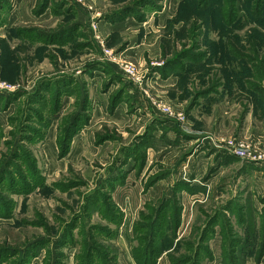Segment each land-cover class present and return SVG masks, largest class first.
I'll list each match as a JSON object with an SVG mask.
<instances>
[{
    "label": "rangeland",
    "instance_id": "1",
    "mask_svg": "<svg viewBox=\"0 0 264 264\" xmlns=\"http://www.w3.org/2000/svg\"><path fill=\"white\" fill-rule=\"evenodd\" d=\"M13 1L3 0L0 11V264H77L84 233L91 224H107L91 202L85 213L89 199L102 198L94 193L99 188L113 198L126 185L135 156L149 161L152 147L141 145L144 135L152 131L153 143L155 134L168 133V121L174 133L202 134L198 148L219 150L215 144L234 139L264 155V19L249 14L260 0H33L20 21L13 20ZM9 54L13 62L5 60ZM125 65L135 67L136 79ZM64 84L69 94L58 112H46L51 89ZM160 104L174 116L148 109ZM40 115L42 125L33 120ZM232 162L234 171L246 166L251 175L264 165L236 157ZM35 170L40 180L28 184L26 176ZM116 177L121 183L111 190L107 180ZM253 180L245 198L238 190L225 202L188 201L183 228L181 219L173 249L159 262L222 264V245H234L243 249L239 264H261L264 196ZM174 201L182 211L183 199ZM148 204L159 206L146 202L139 217L149 213ZM78 214L75 244L60 248L64 229ZM218 214L207 237L206 223ZM139 220L123 213L116 240L108 242L118 251L117 264H125L115 245L119 230L127 221L132 243Z\"/></svg>",
    "mask_w": 264,
    "mask_h": 264
},
{
    "label": "crops",
    "instance_id": "2",
    "mask_svg": "<svg viewBox=\"0 0 264 264\" xmlns=\"http://www.w3.org/2000/svg\"><path fill=\"white\" fill-rule=\"evenodd\" d=\"M32 1L14 0L12 2V6H14V9L16 8L13 14L14 21L25 18V13L30 8ZM148 109L154 111L152 108ZM164 125L169 131L163 137L155 134L153 146L148 153L149 161L141 174L137 175L134 164H131L126 185L113 195L116 205L127 219H139V208L148 201L159 205L163 198H172L173 201L183 199L182 224L180 226L183 228L186 214L188 215L190 211L187 207L188 201L190 203H201L203 200L210 199L214 202H225L232 200L234 197L237 198L238 190L244 192L242 197L245 198V191L249 190L251 178L255 181L252 187L257 190V193L264 196V165L255 168L254 175L248 172L249 169L246 166L244 168L239 166L240 169L234 171L236 167L235 163L232 162L234 157L232 158L228 156L229 154L226 155L214 148L208 149L209 146L206 144L197 147V142L202 134L200 136L193 135V137L184 136L179 131L174 133L175 131L172 128L174 123L172 121H168ZM191 145H195L192 148V155L183 161L186 148L188 149ZM240 165H243V163L240 162ZM116 171L119 172L120 170L117 169ZM165 172L170 174L167 177L163 176L155 184L146 187L148 190H143L149 178L152 180L157 175H164L160 173ZM177 185L182 187H177ZM139 187L140 190H138ZM138 203L141 205L137 206ZM132 207L136 208L134 210L136 212L131 211ZM126 222L119 230L120 235L115 245L123 254L125 264H135L131 253L135 243H131L130 237L126 236L130 233L129 229L127 230V227H125ZM133 222L130 225L131 228ZM123 235L126 237L125 241ZM262 263L264 264V259ZM158 264H161V262Z\"/></svg>",
    "mask_w": 264,
    "mask_h": 264
},
{
    "label": "trees",
    "instance_id": "3",
    "mask_svg": "<svg viewBox=\"0 0 264 264\" xmlns=\"http://www.w3.org/2000/svg\"><path fill=\"white\" fill-rule=\"evenodd\" d=\"M7 1L8 0H4L3 2V0H0V11L3 8L2 7L3 3H8ZM221 5L225 7L223 4ZM229 5H230L229 7L230 11L234 9V5L231 4ZM249 14L251 19L255 21L257 22L263 21L264 0H260V2L256 4V7H254ZM234 21L236 20L234 19L233 22ZM29 32H30L29 35L37 34L34 33L33 31H29ZM23 37L25 38L26 36ZM13 58H14L13 55L9 54V56L5 58V60L9 59L11 62H13ZM10 66L15 68L14 64ZM4 67L6 69L8 67V64L5 63ZM73 80L70 83H68L69 86L73 84L74 82ZM69 86L66 84H64V86H53V89H51L53 90V92L52 95L50 96V100L48 102L49 105L48 108L46 109V112L50 111L52 112V114L58 112L60 99L65 93L69 94L67 90ZM3 98L4 97H1V100L5 99ZM33 120L35 123L37 122V120H39L40 123L39 125H42V123H44V118L43 117L41 118V115L39 116V119H33ZM151 137H153L152 131L147 132L144 135L145 143H142L141 145L145 144L147 147H152L153 143L151 142L152 141ZM135 148L139 149L140 145H137ZM68 149L69 146L66 144V153L68 152ZM135 159H136V163L134 169L136 170L137 175H140L146 165L144 155L141 154L136 155ZM112 169L113 168H111L110 170ZM29 173L31 176H26V180L28 181V184L30 183V181L38 182L40 180L38 171L36 172L35 170L34 175L31 172ZM162 177L163 175L155 176L151 180L152 182L149 183L147 187L155 184ZM118 178L119 177L107 180V182L110 183V189L111 187L115 189L121 183L120 179ZM105 188L107 189V187ZM94 193H97L99 196H102V198L97 196L96 200L93 199L90 201L89 199L88 206L86 205L85 213L89 212L88 211L89 205L92 203V207L95 208L96 211H98L99 217L102 218L107 224H91L90 233H88V236L86 233H84L81 241L79 242L81 249L77 257L78 259L77 264H117L118 251L115 249V247L112 244L108 242L111 240L113 241L116 240V237L118 235V229L123 220V213L118 208L116 203L113 201L112 196L110 194H107V191L104 192V190L99 188ZM104 193H106V195ZM91 195H95V194L92 193ZM91 195L89 194L87 197H90ZM176 203L177 202L173 200L163 199L158 207H154L150 204L147 205L146 209L148 210L149 213L147 212L143 213L140 216V220L137 221L133 229V242L135 243V246H133L131 253H132V259L134 260L135 264H158L161 256L164 253L168 254L173 249V245H174L173 241L175 239V236L177 235L181 223V207L178 205L176 206ZM80 217H81L80 214L76 215L73 218V220L67 224L63 232L62 240H60L59 243L60 244L59 247L61 246L60 248H62L65 245L75 244V240L72 235V230L75 229V227L77 226V221L79 220ZM219 219H221V214H218L216 217L215 216L210 217L208 223H206L205 226L206 236L209 234L207 237L212 235L211 228L218 223L217 221ZM262 219H264V212L262 213ZM242 221H240L239 224L243 223ZM261 230H262L261 233L264 234V226L261 228ZM250 231L251 230L248 229L249 234ZM258 231H254L251 233L253 236V241L255 240L253 234H256ZM229 239L232 240L230 237ZM233 240L236 242L235 244L240 245L241 243L243 245L242 241L239 242L240 238L234 237ZM46 241L48 240L38 241L41 243H37V245L43 244ZM224 241L226 242L227 239H224ZM225 248L226 247L222 245V252L224 254L222 264H239L240 258L237 257V253L239 251H242L243 249L237 248L234 245L233 246L230 245L228 248L229 250H226ZM16 253L17 252H15V254ZM208 255L210 258L212 257L211 252L209 250H208ZM260 260L261 258L258 259V261ZM56 264H62V263L60 260H58ZM173 264H175V262ZM176 264H184V263L181 261H177ZM191 264H198V263L193 262Z\"/></svg>",
    "mask_w": 264,
    "mask_h": 264
},
{
    "label": "built area",
    "instance_id": "4",
    "mask_svg": "<svg viewBox=\"0 0 264 264\" xmlns=\"http://www.w3.org/2000/svg\"><path fill=\"white\" fill-rule=\"evenodd\" d=\"M124 71L127 76L130 78L136 79L137 72L133 65H125ZM157 108L159 112H162L165 115L174 116V113L169 107H166L162 104L153 106L152 109ZM182 116V115H181ZM178 116L180 120H184L183 117ZM215 147L219 150H224L227 154L236 157L241 160H246L250 162H254L256 164L264 162V155L257 154L253 151L248 145L244 143H238L234 139H228L225 142V146H219L215 144Z\"/></svg>",
    "mask_w": 264,
    "mask_h": 264
}]
</instances>
